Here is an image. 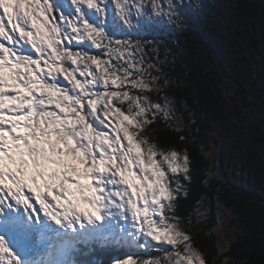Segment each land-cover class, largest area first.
I'll return each mask as SVG.
<instances>
[{"label":"snow or ice","instance_id":"snow-or-ice-1","mask_svg":"<svg viewBox=\"0 0 264 264\" xmlns=\"http://www.w3.org/2000/svg\"><path fill=\"white\" fill-rule=\"evenodd\" d=\"M177 9L0 0V264H101L91 257L107 249L127 250L113 264H264L248 246L232 255L236 236L219 228L199 244L207 208L178 214L192 161L153 126L183 121L158 49L137 38L175 24Z\"/></svg>","mask_w":264,"mask_h":264},{"label":"rangeland","instance_id":"rangeland-1","mask_svg":"<svg viewBox=\"0 0 264 264\" xmlns=\"http://www.w3.org/2000/svg\"><path fill=\"white\" fill-rule=\"evenodd\" d=\"M206 1L212 0H175L180 18L177 25L179 20H185L188 21L187 26L192 27L195 22L191 18H182L185 6L198 8V11L201 6V13L209 12L204 8L207 7ZM217 2L221 6L218 46L223 49V57L220 66L212 63L213 54H200L199 47L196 66L200 68L198 76L201 78L197 81V77H193L192 85L193 90L200 91V94L193 91L195 97L192 101L169 91L167 95L175 100L183 121L181 127H193L195 138L209 155L210 178L228 182L227 186L232 188L243 185L246 189L245 217L228 206L224 193H219L214 200V228H219L229 237L251 232L264 242V0H251L250 15L239 13L237 7L241 0ZM257 8L259 12H256ZM238 13L243 15L245 30L239 29L241 33L236 36L234 29L239 25ZM158 31L168 36L166 40H175L181 47L178 52L165 48L153 57L159 60L163 74L169 78L168 61L183 53L190 54V50L186 40L176 36L181 28L175 24L154 30ZM151 32L153 30L148 31ZM171 34L173 36L170 37ZM250 37H254L256 49L252 48ZM162 38V35H155L154 39ZM240 84L248 90L246 104L238 96ZM257 193H261L262 198H257ZM218 215L224 225L217 223Z\"/></svg>","mask_w":264,"mask_h":264},{"label":"trees","instance_id":"trees-1","mask_svg":"<svg viewBox=\"0 0 264 264\" xmlns=\"http://www.w3.org/2000/svg\"><path fill=\"white\" fill-rule=\"evenodd\" d=\"M251 0H244V5L241 7L240 12L250 15ZM218 7V6H217ZM219 8V7H218ZM219 12H204L200 15L198 8L185 6L183 10L182 18L189 17L195 24L192 27H188V21H181L175 23V26L181 28L180 33L176 36L178 39H183L188 43L187 48L190 50V54H180L175 56L174 59L168 61L167 70L169 75V87L166 91L176 95L177 97L183 96L187 101H192L195 97L193 91L200 94V91L196 89L193 90L192 79L197 77V81L200 80V68L197 65L196 54L198 53V48H201V53H209L212 56V63L220 66L221 58L223 57V49L218 46L221 32V22ZM180 19V18H179ZM191 22V21H190ZM223 22V21H222ZM174 25V24H171ZM179 29V28H178ZM180 30V29H179ZM154 33V34H153ZM155 35H162L163 38L160 40H155ZM173 36L172 34L170 37ZM141 40H147L153 42V47L161 51L165 48L169 50L176 49L177 52L181 49L177 46L175 40H166L168 36H165L162 32H151L144 33L137 37ZM169 39V38H168ZM154 40V41H153ZM204 62V61H203ZM206 65L207 62H204ZM180 76V77H179ZM198 84V82H197ZM180 89H177L179 88ZM182 87V88H181ZM238 96L244 104L248 90L243 86L239 85ZM195 105V104H194ZM157 129H162L153 133L156 138V142L164 146H175L177 148H187L193 168V181L190 185V194L187 200L182 201V207L179 208L178 214L183 217H188L190 214L193 221L196 219L195 210L203 211L205 208L208 209V219L202 224L197 225L200 229L198 233V243L204 247H209L214 245L217 235L212 232L211 237L206 235L210 229H214L215 218H214V200L219 195V193H224L225 201H227L228 206L234 208L235 212L242 217H245L244 204L247 197L246 189L243 185H236L235 187L227 186V183L209 176L211 170V162L209 155L204 152V147L200 145L198 140L195 138L194 128H189L188 126L182 127L181 132H176L172 129L167 128L163 123H158L153 126ZM184 135L186 137L187 143L179 141V136ZM264 138V137H263ZM240 197V198H239ZM257 198H262L261 193H257ZM229 199V200H227ZM199 201V203H197ZM256 208V207H255ZM246 246L253 249L252 256L254 259L259 260L261 258L262 252H264V242L257 237L254 233H242L236 236V243L233 244L232 255L238 259H243L248 255ZM213 251L215 249L213 248ZM127 250L123 249H107L103 251H97L95 255H92L93 260H99L101 264H113L114 259L124 258L127 255Z\"/></svg>","mask_w":264,"mask_h":264},{"label":"flooded vegetation","instance_id":"flooded-vegetation-1","mask_svg":"<svg viewBox=\"0 0 264 264\" xmlns=\"http://www.w3.org/2000/svg\"><path fill=\"white\" fill-rule=\"evenodd\" d=\"M205 1V0H204ZM241 4H240V6H238L237 7V9H239V13H240V9H241V7L244 5V0H241ZM253 3V2H252ZM206 5H207V7H206V9L208 10V9H210L211 10V12H213V13H217V12H219V16H221V6H220V4L217 2V0H212V1H210V2H207L206 1ZM219 8H218V7ZM205 8V7H204ZM201 9H202V7L201 6H199V14H203V13H201ZM260 10L257 8L256 9V12H259ZM252 12H254L253 10H252ZM237 14V16H239L240 18H239V25L237 26L236 25V28L234 29L235 30V34H236V36H238L241 32V30H245V23H244V18H243V15H240V14ZM251 26L252 27H254V24L253 23H251ZM239 29H240V31H239ZM243 30V31H244ZM246 36H249V34H247ZM252 38H254V37H250V42H251V46H252V48L253 49H256V45H255V39H254V41L252 42Z\"/></svg>","mask_w":264,"mask_h":264},{"label":"bare ground","instance_id":"bare-ground-1","mask_svg":"<svg viewBox=\"0 0 264 264\" xmlns=\"http://www.w3.org/2000/svg\"><path fill=\"white\" fill-rule=\"evenodd\" d=\"M205 9H206V7H205ZM208 10H210V9H208ZM199 12V11H198ZM210 12H211V10H210ZM203 14H204V12H203ZM200 15H202V14H200Z\"/></svg>","mask_w":264,"mask_h":264},{"label":"water","instance_id":"water-1","mask_svg":"<svg viewBox=\"0 0 264 264\" xmlns=\"http://www.w3.org/2000/svg\"><path fill=\"white\" fill-rule=\"evenodd\" d=\"M254 41V38H252V42Z\"/></svg>","mask_w":264,"mask_h":264}]
</instances>
